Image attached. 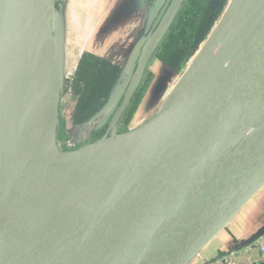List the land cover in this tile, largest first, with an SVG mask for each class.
I'll use <instances>...</instances> for the list:
<instances>
[{
    "label": "water",
    "instance_id": "obj_1",
    "mask_svg": "<svg viewBox=\"0 0 264 264\" xmlns=\"http://www.w3.org/2000/svg\"><path fill=\"white\" fill-rule=\"evenodd\" d=\"M184 1L169 0L145 36L106 104L112 113L129 85L103 138L62 152L117 145L111 164L89 188L51 189L43 163L59 150L62 76L55 1L39 12L37 0H0V264H188L264 185V0H232L158 112L113 135ZM35 34L54 109L30 162L20 132L29 91L39 96Z\"/></svg>",
    "mask_w": 264,
    "mask_h": 264
},
{
    "label": "rangeland",
    "instance_id": "obj_2",
    "mask_svg": "<svg viewBox=\"0 0 264 264\" xmlns=\"http://www.w3.org/2000/svg\"><path fill=\"white\" fill-rule=\"evenodd\" d=\"M54 1L57 21L56 35L61 46V53L63 57L65 56V64L67 65V67H70L74 64L73 60H75L76 56L79 54V52H81V50H92V47L94 45H89V42L91 41V39H93V42L95 41L96 35L93 34L99 25L100 18H97L95 23L91 26L90 33L88 37L86 36L87 39L83 42L82 34L88 27V9L89 7H93L92 2H90L89 0ZM231 1L232 0H219L216 9L218 10L222 8V11L220 12L219 10L213 13L211 10L209 12L204 11V7L206 6L205 3H208V0H196V2L193 3L192 6H189V17H199L198 22H201V24L203 25V30L201 29V27H198V32L193 33L188 37L187 40L189 41L190 47H184V51H180L179 57H177L178 59L176 58V66H172V69L169 70L168 68H166L163 65L162 61L158 59L157 54L153 56L151 62L149 63L148 70L145 72L141 83L135 89L129 99L128 103H133L132 99H135V110L133 112V115L127 125L121 123V119H119L118 123L116 124V129L113 133L114 136L122 135L129 130H133L136 127L141 126L158 112L165 98H167L171 90L179 82L182 75L185 73V71H187V69L191 66L192 62L202 50L203 46L221 20L225 10L227 9ZM218 12L220 13L219 15L217 14ZM98 14V12L94 13L95 16ZM73 17H78V19H75ZM189 22L190 20L187 22V24L184 23V25H188ZM189 26L193 28V25ZM191 41H195L196 43L191 46ZM159 49L157 51H160ZM124 55L125 53L123 54V56H115L113 55V53H111V56H114L116 63L120 66V76L117 78V81L115 83L116 85H118L126 75L129 60L126 59ZM100 70L102 71H100L101 76L99 77V83L108 86V77L110 76L107 77V75L103 73L106 72V69L104 67H101ZM172 71L176 72L174 73ZM148 73H152V78H148ZM70 77L62 75L59 82L56 144L61 152L76 151L90 143L95 142L100 138H103L107 129L109 128V126H111L114 117L113 112L111 113V115L107 114L104 123V117L109 107H106V104L109 100V97L111 96L110 95L106 100V103L102 107L97 109L94 113V115H97L99 112L100 114H102L101 123L95 121L93 130L88 132L84 137L78 136L77 131L76 133L75 131L72 133L71 124L69 122L71 120V113H75V109L84 95H86L87 93L92 94V91L95 90L93 89L95 88V84H91V82H87L85 79H81L79 81L69 80L68 78ZM128 88L129 85L124 87L121 99L119 103L117 102L114 108L115 111L126 95ZM93 118H95V116L82 121L79 127L86 124L88 125L89 121ZM76 126L77 125H75V127ZM108 137H110V133L107 138Z\"/></svg>",
    "mask_w": 264,
    "mask_h": 264
},
{
    "label": "crops",
    "instance_id": "obj_3",
    "mask_svg": "<svg viewBox=\"0 0 264 264\" xmlns=\"http://www.w3.org/2000/svg\"><path fill=\"white\" fill-rule=\"evenodd\" d=\"M89 1L92 2L93 7H89L88 9V27L82 34V40L84 42L87 39L91 26L95 23L97 18H100L99 25L93 34L96 35L95 41L93 42V39H91L89 42V45L94 46L92 47V50H81L75 60H73L74 64L70 67H67L65 64V56L63 57L61 53V72L62 75L70 77L77 68L81 55L83 53H91L116 66L119 71L117 75L118 78L120 76V66L116 63L114 56H111V53L115 56H123L125 53L124 56L129 60L126 75L118 85L115 84L117 78L115 79L110 94L112 95L129 75L131 68L134 65L139 47L169 0ZM95 12H98L99 14L95 16ZM73 18L78 19V17ZM56 22L55 14V35ZM57 42L61 51L58 38ZM148 78H152V73H148ZM109 110L110 108L108 107L104 117V123L107 114L111 115V113H108ZM101 115L100 112L97 115H93L92 117L95 116L93 120L95 119L97 122L101 123ZM70 118L71 120L69 122L71 124L72 133L74 131L76 133L82 122H75L74 112L71 113ZM75 125L77 126L75 127ZM256 241L258 242L255 246L254 243ZM257 245L264 247V185L244 204L226 226L191 259L188 264H210L227 254H232L235 264H259L264 261V254L258 249Z\"/></svg>",
    "mask_w": 264,
    "mask_h": 264
},
{
    "label": "bare ground",
    "instance_id": "obj_4",
    "mask_svg": "<svg viewBox=\"0 0 264 264\" xmlns=\"http://www.w3.org/2000/svg\"><path fill=\"white\" fill-rule=\"evenodd\" d=\"M44 1L46 4L48 3V0H37L39 12L42 10ZM40 49L41 46L35 34L32 44L33 80L39 85V96L36 99L33 90L29 91L25 100L20 132L21 148L30 162L36 160L32 152V142L39 138L43 119L51 109H54L48 106L49 96L51 95L48 91L46 68ZM114 147H117V145L104 147L90 157L77 153H62L52 147L50 159L43 163L47 165V183H52L51 189H61V187H78L83 183L89 182L87 186L89 188L111 164L115 156L113 153ZM71 166H79L77 173L69 174L67 170ZM81 177L86 178L81 181Z\"/></svg>",
    "mask_w": 264,
    "mask_h": 264
},
{
    "label": "trees",
    "instance_id": "obj_5",
    "mask_svg": "<svg viewBox=\"0 0 264 264\" xmlns=\"http://www.w3.org/2000/svg\"><path fill=\"white\" fill-rule=\"evenodd\" d=\"M195 2L196 0H190V3L185 6V8L180 12L177 21L175 22L173 27L169 29L165 39L162 41L160 49L158 48L160 51H156L158 52L156 53L158 59L162 61V63L169 69H172V66H176V60L178 59L177 57H179L180 51H184V47H190L189 41L187 40L188 37L193 33H197L198 27H201V29L203 30V25L201 24V22H198L199 17H189V6H192L191 4ZM205 5V12H209L210 10L212 11L209 4L207 5V3H205ZM219 10L221 12L222 8L218 10L216 9L215 11L217 12ZM217 14L219 15L220 13L218 12ZM189 20L190 22L188 23V25H184V23L187 24ZM189 25H193V28ZM195 43V41H191V46H193ZM101 67H104L106 69V72L103 73H105L107 77L110 76L108 77V86L99 83V77L101 76L100 71H102L100 70ZM118 72L119 71L116 66L104 59L99 58L96 55H93L91 53H83L81 55L77 64V68L68 79L76 81L85 79L87 82L95 84V88H93L95 90L92 91V94L87 93L86 95H84L77 105L74 113L76 123H81L82 121L92 117L95 111L106 103V100L112 92V88L115 79L117 78ZM172 72L175 73L176 71ZM132 100L133 103L130 102L127 105L125 112L121 117V123L125 125H127V123L130 121L135 110V99Z\"/></svg>",
    "mask_w": 264,
    "mask_h": 264
},
{
    "label": "built area",
    "instance_id": "obj_6",
    "mask_svg": "<svg viewBox=\"0 0 264 264\" xmlns=\"http://www.w3.org/2000/svg\"><path fill=\"white\" fill-rule=\"evenodd\" d=\"M95 121L96 120L91 119L89 121L88 125L86 124L84 126L78 127V129H77L78 136L84 137L88 132L93 130ZM257 242L258 241H256L254 243L255 246H256ZM257 247L264 254V247L258 246V245H257ZM210 264H235V261L233 259L232 254H227V255H223L222 257L216 259L215 261L211 262Z\"/></svg>",
    "mask_w": 264,
    "mask_h": 264
},
{
    "label": "flooded vegetation",
    "instance_id": "obj_7",
    "mask_svg": "<svg viewBox=\"0 0 264 264\" xmlns=\"http://www.w3.org/2000/svg\"><path fill=\"white\" fill-rule=\"evenodd\" d=\"M218 2H219V0H208L207 5H208V4L210 5V8L212 9V12L216 10L217 5H218ZM167 3H168V2H167ZM189 3H190V0H185V1L181 4V7H180V9H179V11H178V14H177V16H176V18H175L173 24L171 25V28L173 27V25H174L175 22L177 21L180 12H181V11L185 8V6H187ZM166 5H167V4H166ZM166 5H165V6H166ZM191 5H193V4H191ZM163 9H164V8H163ZM161 13H162V12H161ZM161 13H160V14H161ZM159 16H160V15H159ZM151 29H152V28H151ZM167 33H168V32H167ZM167 33H166V35H167ZM166 35L164 36L163 40L165 39ZM163 40H162V41H163ZM162 41H161V43H162ZM161 43L159 44L158 48L160 47ZM158 48L156 49V51L158 50ZM156 51H155L154 55H156ZM154 55H153V56H154ZM153 56H152V58H153ZM152 58H151V59H152ZM151 59H150V61L148 62L147 68H148V66H149V63L151 62ZM163 65H164V64H163ZM164 66H165V65H164ZM165 67H166V66H165ZM166 68H167V67H166ZM168 69H169V68H168ZM146 70H147V69H146ZM169 70H170V69H169Z\"/></svg>",
    "mask_w": 264,
    "mask_h": 264
}]
</instances>
